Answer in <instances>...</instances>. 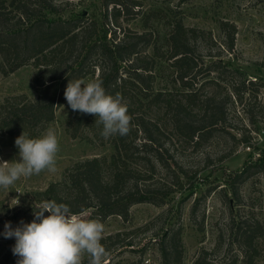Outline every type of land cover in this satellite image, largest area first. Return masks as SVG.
Here are the masks:
<instances>
[{
	"label": "rangeland",
	"instance_id": "1",
	"mask_svg": "<svg viewBox=\"0 0 264 264\" xmlns=\"http://www.w3.org/2000/svg\"><path fill=\"white\" fill-rule=\"evenodd\" d=\"M52 1L62 9L55 17L80 15L84 24L91 20L100 23L101 0ZM133 1L140 5L133 8L134 11L139 9L138 14L122 15L119 23L127 30L152 37L148 54L152 53L153 47L164 51L168 33L178 20L186 28L198 31L191 42L198 64L192 75L196 77L197 87L202 81L210 80L199 92V99L207 94L225 102L224 122L222 126L207 128L210 136L192 141L173 136L171 143L166 144L165 147L169 145L170 148V158H164L183 168L189 180L185 188L172 193L164 205L135 204L130 207L126 220L116 215L101 219L105 225L103 237L125 233L116 243L109 241V255L104 264H162L159 239L163 232L176 228L181 231V264H194L198 258L203 264H264V170L252 167L264 163V0ZM83 12L85 15H81ZM220 22L235 27L231 51L227 49L228 35L221 31ZM201 60L205 64L220 60L224 67L203 75ZM157 69L162 74L158 72L154 87L162 89L166 82V64L159 63ZM36 72L30 60L8 74L0 73V104L12 96L33 98ZM92 79L90 75L83 78L85 82ZM201 107L204 108V105L193 106L192 115L206 124ZM70 109L64 97L55 109L53 121L37 136L48 128L55 129L60 145L57 170H45L39 175L21 178L7 190L0 188V264H16L18 257L12 253L15 238H4V225L11 222L15 228L21 221L30 223L34 219L33 213L40 205L35 204L33 193L60 181L66 169L76 162L109 157L113 153L112 145L106 142V138L100 143L101 136L94 138L89 130H84L89 141L69 135L70 127L67 128L66 119ZM140 113L153 120L164 117L162 110L156 106H142ZM21 134L8 135L0 131V161L20 159L15 139ZM244 137L246 142L241 141ZM246 167L249 170L246 171ZM243 170L246 174L235 184L234 197L229 181ZM154 180L165 184L171 182L168 174L160 169ZM156 181L150 180L149 184ZM210 189L213 190L206 195ZM48 214L45 212V215ZM78 215L83 219L96 218L91 209ZM232 220L235 223L246 222L257 230L253 250L247 255L243 245L233 238ZM83 264H88L87 256Z\"/></svg>",
	"mask_w": 264,
	"mask_h": 264
},
{
	"label": "trees",
	"instance_id": "2",
	"mask_svg": "<svg viewBox=\"0 0 264 264\" xmlns=\"http://www.w3.org/2000/svg\"><path fill=\"white\" fill-rule=\"evenodd\" d=\"M101 6L100 23L91 20L84 24L80 15L55 17L62 9L52 0H0V73L8 74L30 60L37 69L33 98L12 96L0 104V131L8 135L24 131L30 138L37 137L53 121L69 80L88 75L101 80L107 94L119 93L128 105L131 132L106 139L113 148L109 157L76 162L66 169L60 181L32 196L37 205L55 200L69 205L73 214L91 209L102 220L114 215L126 220L131 206L140 203L161 206L172 193L185 188L189 176L177 163L164 158H170L169 145L165 146L173 136L190 141L210 136L207 128L223 125L225 102L207 94L199 99V92L210 80L197 87L192 75L198 66L191 43L197 30L186 28L178 20L168 33L164 51L153 47L148 54L152 37L127 30L119 23L122 15L136 16L139 9L133 8L140 5L133 0H101ZM219 26L222 32H227V49L231 51L235 27L227 22H220ZM159 63L166 64L167 69L162 89L154 87L155 78L161 73L157 69ZM201 64L203 75L224 67L220 60L208 64L201 60ZM244 84L245 80L242 87ZM200 104L204 105L201 110L206 124L192 115L193 106ZM142 106H156L164 117L146 118L140 113ZM96 119L94 115L70 109L66 119L69 135L88 140L84 130H89L98 139L103 126L95 124ZM103 138L100 137V143ZM241 141L246 142L247 138ZM252 167L264 170V163ZM159 169L171 178L169 184L154 180ZM246 171L235 174L229 181L234 197V186ZM150 180L156 182L150 185ZM177 205L179 216L181 202ZM232 232L245 254L252 252L257 230L246 222L232 220ZM124 234L107 235L101 242L108 249L109 241L116 243ZM180 234V228L162 233L159 239L162 264H181ZM200 260L196 259L194 264H203Z\"/></svg>",
	"mask_w": 264,
	"mask_h": 264
},
{
	"label": "clouds",
	"instance_id": "3",
	"mask_svg": "<svg viewBox=\"0 0 264 264\" xmlns=\"http://www.w3.org/2000/svg\"><path fill=\"white\" fill-rule=\"evenodd\" d=\"M64 97L73 111L97 117L95 124L103 126L102 137L131 132L128 105L119 93L107 94L101 80H69ZM15 145L20 159L0 161V188L7 190L21 178L57 170L60 145L55 129L48 128L35 138L23 131ZM33 215L30 223L21 221L15 228L11 222L4 225V238H15L12 253L18 257L16 264H83L86 256L88 264H104L109 253L101 242L105 225L100 218L83 219L69 205L55 200L43 201Z\"/></svg>",
	"mask_w": 264,
	"mask_h": 264
},
{
	"label": "water",
	"instance_id": "4",
	"mask_svg": "<svg viewBox=\"0 0 264 264\" xmlns=\"http://www.w3.org/2000/svg\"><path fill=\"white\" fill-rule=\"evenodd\" d=\"M82 15H85V13L83 12Z\"/></svg>",
	"mask_w": 264,
	"mask_h": 264
}]
</instances>
